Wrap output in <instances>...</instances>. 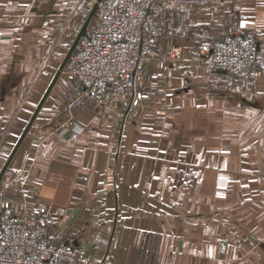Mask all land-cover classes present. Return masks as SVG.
<instances>
[{"label":"crops","instance_id":"crops-1","mask_svg":"<svg viewBox=\"0 0 264 264\" xmlns=\"http://www.w3.org/2000/svg\"><path fill=\"white\" fill-rule=\"evenodd\" d=\"M152 17L154 49L178 47L181 59L147 63L138 82L150 96L137 105L131 90L72 106L81 88L70 81L64 97L59 78L0 181V203L40 198L53 242L74 241L89 264H264V69L244 82L206 65L241 25L264 46V0H157ZM52 26L0 25V171L76 25ZM63 117L75 137L61 132Z\"/></svg>","mask_w":264,"mask_h":264},{"label":"built area","instance_id":"built-area-1","mask_svg":"<svg viewBox=\"0 0 264 264\" xmlns=\"http://www.w3.org/2000/svg\"><path fill=\"white\" fill-rule=\"evenodd\" d=\"M157 0H82L80 16L86 18L95 3V25L89 26L66 61L62 74L79 84L81 91L72 106L94 101L103 105L124 99L133 90L136 105L149 94L135 86L149 61L156 58L153 46L155 24L152 13ZM79 16V15H78ZM165 59L179 61L181 50L168 48ZM206 65L249 81L264 69V46L257 35L237 27L212 47ZM157 79V75L151 76ZM157 91V94H163ZM79 131V130H78ZM77 127L70 138L75 137ZM0 220V264H66L72 256L69 244H53L43 219L46 205L36 198L15 209L11 202Z\"/></svg>","mask_w":264,"mask_h":264},{"label":"rangeland","instance_id":"rangeland-1","mask_svg":"<svg viewBox=\"0 0 264 264\" xmlns=\"http://www.w3.org/2000/svg\"><path fill=\"white\" fill-rule=\"evenodd\" d=\"M81 5H82V0H72V1H70V0H0V25L8 23L9 28H10V18L16 19V20L17 19H27L29 17L32 19L41 18V19H46L47 21H51L53 26L48 30H52V32L54 34L55 33L59 34L62 31H71L72 27H74V24H75L77 26V28L75 26V32H73L72 37L70 38L69 42L67 43V45L65 47V51L61 52L60 56L58 57V59H59L58 61L62 62V60H64L66 57L65 56L66 52L72 46L73 41L75 40V38L78 34V31L81 29L82 25L84 24V22L86 20V17L83 15L80 16V14L78 12L79 9L81 8ZM28 22H29L28 24H30V26H27V31H30V32L34 31V30H32L33 28L31 26L32 21L28 20ZM95 23H96V19H95V16H93L90 24L88 25V28L91 25H95ZM3 27L6 30L8 26L6 25ZM232 32H230V33H232ZM230 33H226V34H230ZM155 51H156V57L157 58L161 57V58L165 59V54L167 51L166 47L160 51L158 49ZM145 70H146V68H145ZM145 70H144V72H145ZM54 71H55V69H53V72ZM144 72H143V74H144ZM230 79L235 80V81H243V80L238 79L232 75H230ZM140 80H141V77L138 78V81H140ZM252 80H255V79H251L249 81H244V82H250ZM138 81H137V84H136L134 90H136V91L138 90L140 93H142V92H144L145 89H143L144 86L143 85L141 86V84H139ZM69 84H70V81L67 80L63 74H61L58 85L62 88H66V90L68 91V92H66V95L64 94V97H69V91H71V88L69 90ZM72 90H73V88H72ZM128 93L125 95L124 99H118L117 98V99H114L111 101H124L126 98H128ZM133 94H134V92H133ZM142 94H147V93H142ZM156 94H157V92H156ZM62 96H63V93H62ZM132 98H133V96H132ZM89 102H91V101H89ZM95 104H97V103H95ZM97 105H99V104H97ZM132 105H134L133 100H132ZM63 120H64V125L61 128L62 129L61 132L67 133L68 137L70 138L71 134L74 133V128L76 126H70L71 123H70L69 119H67V117H63ZM7 201L11 202L12 205L14 204L15 207L14 206L13 207L15 209H18V210L21 209L22 206L25 204L24 202L23 203L22 202H16V201L12 202V201H10V198L2 200L0 203V220L3 216V214L6 211L10 210V206H9V209L5 208V206H4L5 202H7ZM50 233H51V231H50ZM52 242H53V240H52ZM62 243L63 244H69L73 250L71 259L66 264H89L90 263L91 259L88 257H85L84 252L77 248V245L74 241L61 240L59 242H53V244H62ZM117 243H118V240L114 239L113 245L116 246ZM221 245H222L221 253L223 255L226 252L225 251L226 243L222 242Z\"/></svg>","mask_w":264,"mask_h":264},{"label":"water","instance_id":"water-1","mask_svg":"<svg viewBox=\"0 0 264 264\" xmlns=\"http://www.w3.org/2000/svg\"><path fill=\"white\" fill-rule=\"evenodd\" d=\"M99 1H101V0H98V2H99ZM97 6H98V4L95 3L94 6H93V9H92V11H91V13L88 15V17L86 18L84 24L82 25V27H81L79 33L77 34V37H76L75 41L73 42V44H72V46H71V48H70L68 54L66 55V57H65V59L63 60L61 66L59 67L58 71L56 72V74H55L53 80L51 81L49 87L47 88L45 94L43 95L41 101L39 102V104H38V106H37L35 112L33 113V115H32V117H31L29 123L27 124L25 130L23 131V133H22V135H21L19 141L17 142V144H16L14 150H13L12 153L9 155L8 160L6 161V163H5L4 167L2 168V170L0 171V181L2 180V178H3L4 174H5V172H6L7 168H8V166H9V164H10V162H11L13 156H14V154L16 153L18 147L20 146L21 142L23 141L24 137H25L26 134L28 133L30 127H31L32 124H33V122L35 121V119H36V117H37V115H38V113H39V111H40L42 105L44 104V102H45V100H46V98H47L48 95L50 94L51 90L53 89V87H54V85L56 84V82L58 81V79L60 78V76H61V74H62V70H63V68H64V66H65V64H66L67 59L69 58V56L71 55V53H72L73 50L75 49V47H76L78 41L80 40V38L86 34V32H87V28H88V25L90 24V22H91V20H92V18H93V16H94V14H95V11H96V9H97Z\"/></svg>","mask_w":264,"mask_h":264},{"label":"snow or ice","instance_id":"snow-or-ice-1","mask_svg":"<svg viewBox=\"0 0 264 264\" xmlns=\"http://www.w3.org/2000/svg\"><path fill=\"white\" fill-rule=\"evenodd\" d=\"M243 27V25H241Z\"/></svg>","mask_w":264,"mask_h":264}]
</instances>
